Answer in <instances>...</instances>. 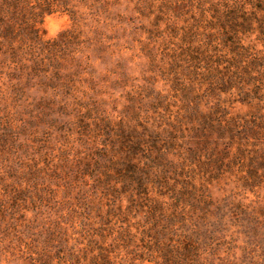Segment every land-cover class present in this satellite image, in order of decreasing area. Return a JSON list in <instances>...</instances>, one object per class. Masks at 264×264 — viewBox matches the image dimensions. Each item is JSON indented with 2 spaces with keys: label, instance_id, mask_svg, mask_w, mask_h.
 <instances>
[{
  "label": "trees",
  "instance_id": "obj_1",
  "mask_svg": "<svg viewBox=\"0 0 264 264\" xmlns=\"http://www.w3.org/2000/svg\"><path fill=\"white\" fill-rule=\"evenodd\" d=\"M134 20L139 76L97 73ZM0 195L58 264H264V0H0Z\"/></svg>",
  "mask_w": 264,
  "mask_h": 264
},
{
  "label": "rangeland",
  "instance_id": "obj_2",
  "mask_svg": "<svg viewBox=\"0 0 264 264\" xmlns=\"http://www.w3.org/2000/svg\"><path fill=\"white\" fill-rule=\"evenodd\" d=\"M130 15V14H128ZM136 16V15H133ZM141 20L130 23L120 24L122 28L126 30L123 35L117 33L112 43L117 42L125 47L134 48V50H123L119 53H115L113 57H104L103 61L97 60L96 57H91V66L98 73L104 74L105 70L113 68L119 56L122 57V62L120 66L122 70L129 76L138 77L141 71V64L144 60L138 58L137 53L139 49L137 43L132 41V39L137 38L138 33L132 31V27L137 25ZM146 22V21H143ZM116 23V22H115ZM71 28V22L67 15L65 14H52L46 16L43 19L41 29L45 35L46 39L55 38L58 33ZM87 33V28L84 29ZM119 32H122L119 30ZM106 35H111L109 31L105 32ZM142 39H144L142 37ZM132 55H134L132 57ZM130 58L132 60H130ZM215 196H219L218 193L214 192ZM6 198L0 195V264H39L38 259L42 252H48L51 264H58L57 256V244L54 242H47L48 232H52L53 224L51 220H54L53 216L50 218H45L46 215L42 217H33V212L28 211L26 213L22 211H13L7 204ZM9 203V202H8ZM3 206V207H2ZM61 236L67 243H64V248L77 246L75 240L78 242L86 243L84 230L79 226H74L73 228L69 224L61 225ZM56 230V229H55ZM62 240V239H61ZM239 244V243H237ZM241 245V243H240ZM79 247H82L81 245ZM78 247V248H79ZM63 248V250H65ZM235 259L232 257H225V254H221L220 260L216 261L214 264H249L250 256L246 258L241 257V252L236 250ZM123 264H128L127 262Z\"/></svg>",
  "mask_w": 264,
  "mask_h": 264
}]
</instances>
